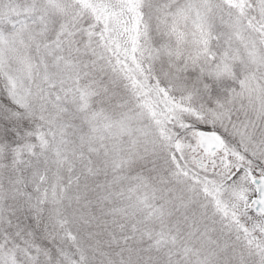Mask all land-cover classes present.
Segmentation results:
<instances>
[{
	"label": "trees",
	"instance_id": "16d2710c",
	"mask_svg": "<svg viewBox=\"0 0 264 264\" xmlns=\"http://www.w3.org/2000/svg\"><path fill=\"white\" fill-rule=\"evenodd\" d=\"M146 4L153 27L159 6ZM226 4L264 56V5ZM112 44L92 0H0V256L21 247L31 264H264V218L220 203L219 185L186 166L171 95ZM108 123L124 129L112 142ZM247 142L264 159V130Z\"/></svg>",
	"mask_w": 264,
	"mask_h": 264
},
{
	"label": "rangeland",
	"instance_id": "374dc122",
	"mask_svg": "<svg viewBox=\"0 0 264 264\" xmlns=\"http://www.w3.org/2000/svg\"><path fill=\"white\" fill-rule=\"evenodd\" d=\"M10 1L20 4L22 0ZM92 1L105 18L112 45L123 52L131 67L148 68L152 80L164 87L167 99L171 95L181 118L175 145L186 166L199 178L219 185L220 203L252 212L250 203L256 197L252 181L264 176V159L247 155L246 143L254 131L260 135L264 130V56L226 4L233 0ZM146 3L159 6L153 27L141 14ZM222 80L236 82L238 91L227 98L220 91L213 93L211 86ZM208 122L221 126L228 136L217 134L221 147L203 155L196 125ZM237 126L238 136L244 138L240 143L233 130ZM103 129L107 142L124 131L123 125L114 123ZM43 136L37 133L40 141ZM23 250L13 247L11 253L4 252L2 263L31 264Z\"/></svg>",
	"mask_w": 264,
	"mask_h": 264
},
{
	"label": "water",
	"instance_id": "95a60500",
	"mask_svg": "<svg viewBox=\"0 0 264 264\" xmlns=\"http://www.w3.org/2000/svg\"><path fill=\"white\" fill-rule=\"evenodd\" d=\"M196 137L201 152L215 153L221 146V141L213 132L197 131ZM253 184L256 189V198L251 201L250 207L255 214L264 217V176L255 178Z\"/></svg>",
	"mask_w": 264,
	"mask_h": 264
}]
</instances>
